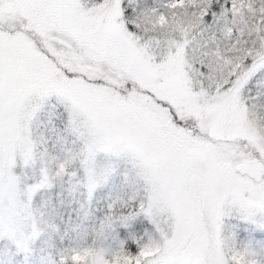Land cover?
<instances>
[{
	"label": "snow or ice",
	"instance_id": "snow-or-ice-1",
	"mask_svg": "<svg viewBox=\"0 0 264 264\" xmlns=\"http://www.w3.org/2000/svg\"><path fill=\"white\" fill-rule=\"evenodd\" d=\"M0 264H264V0H0Z\"/></svg>",
	"mask_w": 264,
	"mask_h": 264
}]
</instances>
